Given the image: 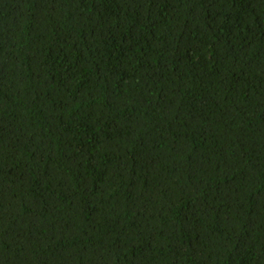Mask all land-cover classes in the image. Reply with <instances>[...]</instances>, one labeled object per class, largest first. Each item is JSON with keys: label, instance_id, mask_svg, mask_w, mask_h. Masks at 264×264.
<instances>
[{"label": "trees", "instance_id": "16d2710c", "mask_svg": "<svg viewBox=\"0 0 264 264\" xmlns=\"http://www.w3.org/2000/svg\"><path fill=\"white\" fill-rule=\"evenodd\" d=\"M0 264H264V0H0Z\"/></svg>", "mask_w": 264, "mask_h": 264}]
</instances>
